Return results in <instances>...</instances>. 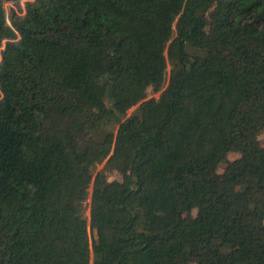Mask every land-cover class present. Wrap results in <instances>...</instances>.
<instances>
[{"label": "trees", "instance_id": "trees-1", "mask_svg": "<svg viewBox=\"0 0 264 264\" xmlns=\"http://www.w3.org/2000/svg\"><path fill=\"white\" fill-rule=\"evenodd\" d=\"M15 1L0 264H264V0Z\"/></svg>", "mask_w": 264, "mask_h": 264}, {"label": "rangeland", "instance_id": "rangeland-1", "mask_svg": "<svg viewBox=\"0 0 264 264\" xmlns=\"http://www.w3.org/2000/svg\"><path fill=\"white\" fill-rule=\"evenodd\" d=\"M33 0H17L15 2H6L4 5V8L6 10L7 13V17H10L12 14H16L18 16L23 15V11L25 10V6L28 2H32ZM8 24L10 25V22H8ZM5 42L3 43V47H4ZM147 96L148 98L152 97V91L149 90L147 92ZM156 98L159 97V94L155 95ZM138 106L133 107L132 109H130L127 112V116L131 115L137 108ZM118 129V124H116V122L111 121L109 124H104L101 126L100 128V134H104V133H113L116 134V131ZM259 140L261 142V144L264 146V132L260 133L259 135ZM236 158V155L231 154L229 156V160L232 161ZM104 166H105V161L99 165H97L93 170H92V175L93 177L96 176L97 173L101 172L104 170ZM225 168V164H221L219 166L218 172L222 173L223 170ZM105 174L108 178V181H114V180H121V177L116 173V172H112L109 170L105 171ZM92 188H93V184H90L89 188H88V198L84 203V211H83V216L89 221V213H90V202H91V193H92ZM260 197L262 199H264V191L260 192Z\"/></svg>", "mask_w": 264, "mask_h": 264}]
</instances>
